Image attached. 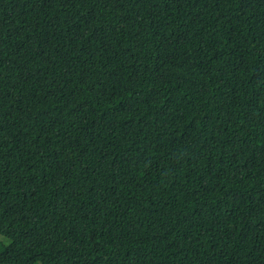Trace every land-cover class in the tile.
Here are the masks:
<instances>
[{"label": "trees", "instance_id": "obj_1", "mask_svg": "<svg viewBox=\"0 0 264 264\" xmlns=\"http://www.w3.org/2000/svg\"><path fill=\"white\" fill-rule=\"evenodd\" d=\"M0 264H264V0H0Z\"/></svg>", "mask_w": 264, "mask_h": 264}, {"label": "rangeland", "instance_id": "obj_2", "mask_svg": "<svg viewBox=\"0 0 264 264\" xmlns=\"http://www.w3.org/2000/svg\"><path fill=\"white\" fill-rule=\"evenodd\" d=\"M0 239H2V236H0ZM36 264H40V263L38 262V263H36Z\"/></svg>", "mask_w": 264, "mask_h": 264}]
</instances>
